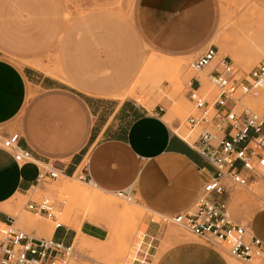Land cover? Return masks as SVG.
Here are the masks:
<instances>
[{
    "label": "crops",
    "instance_id": "0c3cea01",
    "mask_svg": "<svg viewBox=\"0 0 264 264\" xmlns=\"http://www.w3.org/2000/svg\"><path fill=\"white\" fill-rule=\"evenodd\" d=\"M217 15L215 0H137L133 20L96 12L67 24L64 0H0V131H19L35 159L18 164L0 147V224L13 215L28 222L17 199L38 187L42 163L64 177L87 171L105 193L131 188L154 212L191 207L212 167L164 120L163 104L150 110L116 95L132 87L149 50L191 58L215 44ZM80 228L46 233L74 245L80 236L89 244L110 238L102 225ZM165 259L166 252L158 264Z\"/></svg>",
    "mask_w": 264,
    "mask_h": 264
},
{
    "label": "built area",
    "instance_id": "2783aa9c",
    "mask_svg": "<svg viewBox=\"0 0 264 264\" xmlns=\"http://www.w3.org/2000/svg\"><path fill=\"white\" fill-rule=\"evenodd\" d=\"M219 51L217 44H210L200 56L189 61L188 68L194 74L185 81L184 87L191 104L185 124L190 132L197 134L192 143L187 136L184 139L212 170L206 171V179L191 207L177 214L155 212L158 220L153 217L152 222L180 226L210 245L223 247L237 260L264 264V238L237 222L230 212L233 191L250 190L258 179L264 180V115L245 103L247 95L264 88V59L249 72H243L231 56H220ZM161 110L165 108L161 106ZM21 139L19 131H0V147L9 151L18 164L35 162L32 151L22 145ZM39 166L37 185L63 174L57 167L51 169L43 163ZM79 179L95 186L87 171ZM115 193L128 202L136 200L131 188ZM26 208L51 219L55 228L65 225L59 221L58 200L52 196L30 199ZM4 225L0 264H70L75 256L73 243L66 244L54 237H36L17 227L13 216ZM145 237H148V249L143 257H138L141 246L136 244L137 255L123 264H151L149 255L155 249L157 238L147 232L143 233L142 240Z\"/></svg>",
    "mask_w": 264,
    "mask_h": 264
},
{
    "label": "rangeland",
    "instance_id": "374dc122",
    "mask_svg": "<svg viewBox=\"0 0 264 264\" xmlns=\"http://www.w3.org/2000/svg\"><path fill=\"white\" fill-rule=\"evenodd\" d=\"M215 2L218 22L216 23L211 42L219 46L220 56L230 55L241 71L249 72L264 59V3L257 5L241 0H215ZM136 5L137 0H64V18L67 24H71L75 17L82 19L87 18L89 13L112 12L118 14V16L123 14L133 20ZM101 50L103 52V49ZM152 53L160 55H151ZM198 55L191 58L169 57L162 56L160 52L149 50V54L146 53L143 68L133 82L132 87L116 96L121 99L125 97L131 98L134 101L140 97L142 98V104H148V106H145L147 109L148 107L153 109L156 105L163 104L166 108V111H163L166 112L164 120L173 130H177L182 136H187L192 143L197 134L190 132L185 124V118L191 110V104L185 96L184 87L185 81L194 74L188 68L189 61ZM162 59H168V62L162 64ZM174 65L178 67L181 65L179 67L180 70L177 71L176 78L167 73ZM47 72L52 75L60 74L59 70H47ZM254 94H256V97ZM141 102L139 104L143 106ZM245 103L264 115V88L247 95ZM49 167L53 169L54 166L50 164ZM63 175L60 174L56 179L38 185V191L30 190L25 196L18 197L19 214H21L20 216L23 220L29 223L18 220L15 223L17 227L31 234H34L35 230L39 233L43 231L44 233L39 234V236L44 235L49 238L50 236L46 233L47 226L55 229V223L46 216L36 215L28 210L26 208L28 200H38L45 195L52 196L58 200L59 211H57V215L60 219L61 214L64 213L62 211H67L72 206L75 207L77 205L72 203L74 200L71 195H67L60 190L61 186L69 184L87 188L93 193L97 191L95 186L87 185V183L79 179L81 170L72 179ZM102 194L106 199L109 198L111 202L113 200V203H116V209L121 211H126L127 209L135 210L138 212H135L137 216L135 215V217L123 221L122 218L120 219L121 216L116 215L112 222L115 223V226H111L107 220L101 221V225L108 230L110 238L112 236L108 240L111 243L108 242L105 252L95 257L89 253L81 252L74 246L75 256L70 264H123L127 259L137 255L136 244L141 246L138 257H143L144 252L148 249V237L142 240L143 233L147 232L150 235H156L158 230H160L159 234H157L158 239L154 241L156 249L151 250V255H149L150 261L154 264H158L159 260L161 261V255L164 252H166L164 264H230L231 262L247 264L228 254L223 247L210 245L202 238L184 230L180 226L173 224L168 226L159 225L152 222L153 217L158 220L157 214L136 200L128 202L118 197L116 193ZM230 212L237 222L247 225L256 234L264 237V180L258 179L250 190L236 189L233 191L230 199ZM84 219L85 216L81 213L76 221L66 226L69 228L76 227L79 224H83ZM4 226V224H0V237ZM178 232L195 246L188 247L186 245L184 247V244H180L178 242L179 239L175 238V236L179 235ZM169 237L173 239H169ZM90 246L99 248L103 245L90 244Z\"/></svg>",
    "mask_w": 264,
    "mask_h": 264
},
{
    "label": "bare ground",
    "instance_id": "6f19581e",
    "mask_svg": "<svg viewBox=\"0 0 264 264\" xmlns=\"http://www.w3.org/2000/svg\"><path fill=\"white\" fill-rule=\"evenodd\" d=\"M166 62H168V59H162V61H161L162 64H165ZM179 67L174 65L171 69H169L167 71V73L170 76H174L176 78L177 71L180 70ZM156 71H158V69ZM158 72H160V71H158ZM178 77H177V79H178ZM180 82H182V81H180ZM178 84L180 85V83H178ZM254 96L256 97V94H254ZM137 99H138L139 102L142 101V98H140V97L137 98ZM144 102H146V101H144ZM141 104H142V102H141ZM142 105L144 107L145 106H148V104H146V103H143ZM148 109L151 110L150 107H148ZM67 178L72 179L70 177H67ZM38 189H39V187H35L33 190H37L38 191ZM60 190L62 192H64L65 194H67V195H71V198H73V200H74L72 203L74 205L77 204L75 207L72 206L67 211H62L64 213L61 214L62 216L60 217L59 221L61 223L65 224V225H70L71 223H73L74 221H76L77 218H78V216H79V214H81V213H82V215L84 214V216H85V219L84 220L85 221H89L91 223H94V224H97V225H101V221L107 220V221H109V223L111 224V226H115V223H112V222H113V219H115V216L116 215L121 216L120 219L122 218L123 221H127V220L135 217L136 213H138L135 210H130V209H127L126 211H121L120 209H116V207H115L116 206L115 205L116 203L114 204L113 203V200L111 202V199L109 200V198L106 199V197L102 194L104 196L103 197L101 195V193H105V192L99 190L98 188H96L97 191L96 192L94 191V193H93V191L91 192L87 188H82L81 186L78 187V186H73V185H69L68 184V185L61 186L60 187ZM107 194H111V193H107ZM10 207H12V206H10ZM9 210H11V209H9ZM14 212H15V210H14ZM13 217H14V215H13ZM117 219H118V217H117ZM81 225L82 224H79L78 226H76V228L79 229L81 227ZM53 231H54V228L53 227L47 226V233L48 234H52ZM111 238H112V236H111ZM175 238H176V236H175ZM177 238L179 239L178 241H186V240H188L181 233H179V235H177ZM84 240L80 236L77 239V241H76V243H75L74 246H76L81 252L89 253V254H91V255H93L95 257H97L99 254L105 252V250L107 249V246H108V242H109V241H107V242H97L98 244L103 245V246L102 247L100 246L101 248L100 247L99 248H96V247L93 248L92 247L93 245L90 246V244L87 243V242H85L86 240L85 241ZM93 243L95 244V242H93ZM109 243H111V242H109ZM230 264H237V263L231 262Z\"/></svg>",
    "mask_w": 264,
    "mask_h": 264
}]
</instances>
